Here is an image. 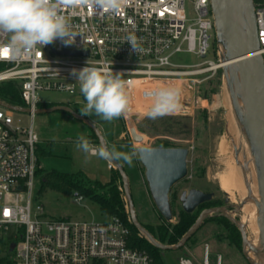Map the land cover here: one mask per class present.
<instances>
[{
  "label": "built area",
  "instance_id": "1",
  "mask_svg": "<svg viewBox=\"0 0 264 264\" xmlns=\"http://www.w3.org/2000/svg\"><path fill=\"white\" fill-rule=\"evenodd\" d=\"M188 1L196 14L193 20L186 16ZM253 1L259 55L264 62V0ZM62 14L78 33L70 44L57 39L30 55L14 57L3 47L9 35L0 34V84L18 82L29 110L24 126L21 119L15 121L14 112L0 109V264H152L148 253L129 247V230L118 218L104 223L50 220L43 206L33 210L40 144L34 127L41 104L38 92L77 94L85 105L72 72L88 62V66H109L113 73H121L130 101L129 115L123 120L149 109L146 106L153 103L160 88L174 86L182 98L186 83L202 85L223 68L220 59L195 66L173 63L181 53L207 58L210 33H216L211 0H127L116 10L86 0L75 8H63ZM129 35L137 38L139 52L127 42ZM64 51L87 56L58 55ZM108 169L115 166L109 163ZM178 264H211L208 248L201 262L181 258ZM216 264H221V256Z\"/></svg>",
  "mask_w": 264,
  "mask_h": 264
},
{
  "label": "rangeland",
  "instance_id": "2",
  "mask_svg": "<svg viewBox=\"0 0 264 264\" xmlns=\"http://www.w3.org/2000/svg\"><path fill=\"white\" fill-rule=\"evenodd\" d=\"M185 11L188 20L195 18L196 14L190 1L186 2ZM210 36V50L206 59L181 53L173 58V63L195 66L205 61L216 62L219 59L222 63V57L227 55L218 44L216 33L211 32ZM231 82L234 85L232 77ZM185 86L186 90L174 112L152 119L146 115L148 111L146 109L142 114L134 115L128 120L119 118L111 123L94 115H82L80 109L84 105L80 103L77 94L39 91L38 98L45 106L70 107L96 127L109 148L115 146L116 150L127 153L136 150L130 133L132 129H135L143 138L142 147L154 148L167 144L171 148L189 149L188 175L170 193L173 213L177 215L183 210L180 197L184 192L199 190L204 193H213V202L216 206L228 208L230 214L243 223L248 241L254 246V238L251 234L252 231L257 232L256 216L254 213L249 216L246 209L242 211L243 202L249 205V201L246 199V188L236 166V152H239L242 159L241 142L234 120L226 117L230 111L235 115L227 76L222 68V71L217 72L208 85L191 87L186 83L182 88L185 89ZM210 86L213 88L216 86L217 93L210 94ZM227 98L231 104V110ZM151 104L149 103L146 108ZM14 116L15 121L21 119L22 125H28L27 113H15ZM137 122H142V128L137 127ZM238 125L243 131L239 122ZM34 127L40 139L37 152L39 178L46 173L57 172L65 175L83 173L88 180L102 184L111 180L112 172L108 169L110 161L88 155L76 147L79 136L86 137L94 146H100L93 130L83 121L66 112L56 111L36 114ZM116 162L123 167L128 177L138 222L142 226L152 227L161 224L162 220L150 197L145 170L140 164L138 155L133 159V166L123 161ZM228 191L233 192L234 197L227 195ZM122 192L124 195L123 189ZM77 198L74 191L68 194L49 188L42 190V185L37 178L32 206L33 210L38 205L43 206L45 218L50 220L68 219L89 223L108 221V217L101 212L96 203L88 198L77 203L75 201ZM196 211L200 216L204 208H198ZM175 221L176 219L173 218L172 222L175 223ZM226 235L227 232L222 225H219L217 221H210L204 224L183 248L161 250V260L163 264H178L181 258L201 262L207 247L208 260L211 264L217 263L218 256H221V264H249L242 253L239 233L237 245L232 244ZM1 248L2 251L5 249L3 245ZM247 251L252 258L253 251L249 248Z\"/></svg>",
  "mask_w": 264,
  "mask_h": 264
},
{
  "label": "water",
  "instance_id": "3",
  "mask_svg": "<svg viewBox=\"0 0 264 264\" xmlns=\"http://www.w3.org/2000/svg\"><path fill=\"white\" fill-rule=\"evenodd\" d=\"M211 5L217 41L227 55V57L223 56L221 60L222 64H227L223 67V71L229 81L232 105L236 118L248 139L257 170L258 248L255 249L249 243L245 226L238 218H234L226 207L204 210L177 245H160L138 222L126 172L118 162L111 161V163L122 178L123 190L132 224L155 247L160 250L181 249L200 230L208 217L221 215L239 230L242 241V253L247 262L249 264H259L250 257L247 251L248 248L252 251L264 250V62L261 55H259L260 45L257 37L255 4L253 0H211ZM58 55L87 56V54L70 51L58 53ZM231 77L235 87L232 85ZM0 107L14 113L29 112L27 109L7 105L1 101ZM56 111L66 112L83 121L93 130L100 145L105 144L96 127L75 113L70 107L56 106L48 109H38L36 114ZM130 133L140 164L145 170L146 183L152 202L159 215L165 221L172 222L173 211L170 203V193L188 175L190 151L187 148L142 147L143 138L138 135L135 129H132ZM213 198V193L191 190L181 195L180 202L185 213L192 214L201 205L210 202ZM244 206L245 202H243L242 208ZM13 248L14 245L12 246Z\"/></svg>",
  "mask_w": 264,
  "mask_h": 264
},
{
  "label": "clouds",
  "instance_id": "4",
  "mask_svg": "<svg viewBox=\"0 0 264 264\" xmlns=\"http://www.w3.org/2000/svg\"><path fill=\"white\" fill-rule=\"evenodd\" d=\"M86 0H0V34L9 35L8 44L3 46L14 57H23L35 52L37 48L60 39L70 44L78 33L73 31L70 18L62 14L63 8H75ZM105 9H119L127 0H95ZM127 42L136 52L140 51L137 38L127 37ZM72 74L79 83L80 92L86 103L80 109L82 115L96 116L111 123L121 117L127 118L130 111L126 82L121 73H113L111 67L87 66L73 69ZM180 90L174 86L155 91L153 103L146 115L156 119L174 112L180 101ZM76 147L91 156L105 161H123L133 166L137 152L130 153L108 147L92 145L84 136H79Z\"/></svg>",
  "mask_w": 264,
  "mask_h": 264
},
{
  "label": "trees",
  "instance_id": "5",
  "mask_svg": "<svg viewBox=\"0 0 264 264\" xmlns=\"http://www.w3.org/2000/svg\"><path fill=\"white\" fill-rule=\"evenodd\" d=\"M219 71L222 70L220 69L217 72ZM212 79L207 80L203 84L208 85L212 81ZM210 88V94L217 93L216 86L215 88L210 86ZM0 101L7 105L26 109V105L23 99L21 98L20 85L18 82L15 81L0 84ZM50 107H52V105H38V109H48ZM136 125L137 127L142 128V122H137ZM94 136L97 139L95 134ZM154 148L171 147L167 144H162L159 146H155ZM111 172V180L106 184H102L98 181L88 180L83 173H78L76 175H65L57 172H50L46 173L42 178H39L38 169L36 175L42 185V190L49 188L57 192H63L68 194L74 191L77 197L88 198L92 202L96 203L99 206L101 212L108 218H118L129 230V247L148 253L152 259V264H163L161 260V250L152 245L130 221L128 204L126 203L125 194L123 195L122 192V178L116 169L112 170ZM216 207L218 206H216V203H214L212 199L210 202L201 205L199 208L209 209ZM198 217L199 216L197 211L192 214H187L184 210H182L177 215L173 213V218L176 219L175 223L167 222L160 216L162 220L161 224L157 225L156 227H143L160 245L175 246L181 241V239L185 236L189 229L195 224ZM210 221H217L219 225H222L227 232L226 238L229 239L232 244H238L237 237L238 233L240 236V232L230 221H228L221 215H214L208 217L204 221L202 226L206 223H209Z\"/></svg>",
  "mask_w": 264,
  "mask_h": 264
},
{
  "label": "bare ground",
  "instance_id": "6",
  "mask_svg": "<svg viewBox=\"0 0 264 264\" xmlns=\"http://www.w3.org/2000/svg\"><path fill=\"white\" fill-rule=\"evenodd\" d=\"M227 64H223L222 67L226 66ZM228 100V98H227ZM229 103V108L231 110V104L228 100ZM227 119H233L235 126L238 131L239 139L241 142V156L242 159L239 156V152H236V166L238 167L239 175L240 178L243 181V184L246 188V195L249 205H245L242 210H248L249 216L254 213L256 216V227H257V232L254 233L252 231V236L254 238V248H258V236H259V230L257 226V215H258V209H257V199H258V179H257V170H256V165L254 163L252 153H251V148L248 142V139L245 134H243V131L240 130L239 125H238V120L235 117V115L230 111V113L226 116ZM247 184V187H246ZM229 195H234L233 192L228 191L227 192ZM246 197V196H245ZM254 261H257L259 264H264V250H259L255 251L253 250V256H252Z\"/></svg>",
  "mask_w": 264,
  "mask_h": 264
},
{
  "label": "flooded vegetation",
  "instance_id": "7",
  "mask_svg": "<svg viewBox=\"0 0 264 264\" xmlns=\"http://www.w3.org/2000/svg\"><path fill=\"white\" fill-rule=\"evenodd\" d=\"M186 193H188L187 191H186ZM226 194L227 195H229L227 192H226ZM229 196H231V197H234V195H229ZM181 198V197H180ZM209 209H211V208H209ZM204 210H207V209H204ZM229 210V209H228ZM243 211V210H242ZM201 215V214H200Z\"/></svg>",
  "mask_w": 264,
  "mask_h": 264
},
{
  "label": "crops",
  "instance_id": "8",
  "mask_svg": "<svg viewBox=\"0 0 264 264\" xmlns=\"http://www.w3.org/2000/svg\"><path fill=\"white\" fill-rule=\"evenodd\" d=\"M39 145H40V144H39ZM127 146L131 147V146H130V145H128V144H127ZM131 148H132V147H131ZM103 184H105V183H103Z\"/></svg>",
  "mask_w": 264,
  "mask_h": 264
},
{
  "label": "snow or ice",
  "instance_id": "9",
  "mask_svg": "<svg viewBox=\"0 0 264 264\" xmlns=\"http://www.w3.org/2000/svg\"><path fill=\"white\" fill-rule=\"evenodd\" d=\"M7 50L5 49V52H6Z\"/></svg>",
  "mask_w": 264,
  "mask_h": 264
}]
</instances>
